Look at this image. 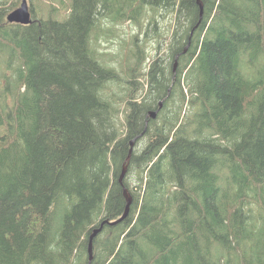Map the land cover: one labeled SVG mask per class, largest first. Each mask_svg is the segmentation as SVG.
Segmentation results:
<instances>
[{
    "label": "trees",
    "instance_id": "trees-1",
    "mask_svg": "<svg viewBox=\"0 0 264 264\" xmlns=\"http://www.w3.org/2000/svg\"><path fill=\"white\" fill-rule=\"evenodd\" d=\"M201 2L199 22L196 0H70L28 26L0 4V264H89L124 188L90 264H264V0ZM145 8L173 15V64L131 53L137 102L91 34Z\"/></svg>",
    "mask_w": 264,
    "mask_h": 264
},
{
    "label": "rangeland",
    "instance_id": "rangeland-1",
    "mask_svg": "<svg viewBox=\"0 0 264 264\" xmlns=\"http://www.w3.org/2000/svg\"><path fill=\"white\" fill-rule=\"evenodd\" d=\"M21 1L0 0V4L6 9V14H9L20 6ZM27 2L35 20L50 19L64 22L70 14V0H27ZM153 18H155V22L152 21ZM99 23L104 35L98 33V37L95 39L96 31L92 32V47L99 55L97 56L99 61L104 66L115 69L120 76L117 83L108 86L110 92L128 93L127 95L134 98L132 100H137V102L142 100L140 97L145 94L146 80L144 76L138 78L142 88L129 82L126 78L125 61L133 63L131 53L143 48L142 54L146 58L141 62L140 73L148 71L149 65L156 60L159 62L158 67L170 72L173 62L169 59L168 45L172 34L173 15L165 10H158L155 13L149 8H145V13L137 23H111L106 19H101ZM135 44L139 46L137 47ZM185 108L187 109V106L184 107V112H186ZM135 187L134 180L131 179L129 190L136 191Z\"/></svg>",
    "mask_w": 264,
    "mask_h": 264
},
{
    "label": "water",
    "instance_id": "water-1",
    "mask_svg": "<svg viewBox=\"0 0 264 264\" xmlns=\"http://www.w3.org/2000/svg\"><path fill=\"white\" fill-rule=\"evenodd\" d=\"M196 3H197V6L199 7V22L201 21L202 19V15H203V4L201 2V0H196ZM6 22H8L9 24H18V25H22V26H28L32 23V19H31V13L29 11V5H28V2L27 0H22L21 1V4L18 8H16L15 10H13L12 12H10L9 14H7L6 16ZM198 22V24H199ZM198 24L194 27V29L197 28ZM193 29V30H194ZM187 49L188 47H186L184 49V51L182 52V54H185L187 52ZM179 58V55H177L175 57V62H174V65H173V71L175 72L176 71V68H177V65H178V59ZM162 107V102H159L158 103V110ZM149 118L150 119H155L156 116H157V111H152V112H149L148 114ZM133 144H134V141H131L130 142V149H129V155L122 167V172H121V175L119 177V184L122 185V180L125 176V172H126V167H127V164L130 160V154L132 152V148L133 147ZM123 196H124V199H125V202H126V205H125V209L123 210V214L116 220L114 221H110V220H104L100 223V226L99 228L97 229H94L90 238H89V243H88V249H87V256H88V263L90 264L91 261H92V241L94 239V237L101 232L102 228L107 225V226H115L119 223H121L122 221H124V219L128 216L129 214V211L130 210V206H131V203H132V200L130 198V195L128 193V191L124 188L123 189Z\"/></svg>",
    "mask_w": 264,
    "mask_h": 264
},
{
    "label": "flooded vegetation",
    "instance_id": "flooded-vegetation-1",
    "mask_svg": "<svg viewBox=\"0 0 264 264\" xmlns=\"http://www.w3.org/2000/svg\"><path fill=\"white\" fill-rule=\"evenodd\" d=\"M29 11H30V13H31V16H32V10H31L30 6H29Z\"/></svg>",
    "mask_w": 264,
    "mask_h": 264
},
{
    "label": "bare ground",
    "instance_id": "bare-ground-1",
    "mask_svg": "<svg viewBox=\"0 0 264 264\" xmlns=\"http://www.w3.org/2000/svg\"><path fill=\"white\" fill-rule=\"evenodd\" d=\"M132 148V147H131ZM123 181V180H122ZM129 192V191H128ZM130 195V194H129ZM104 221V220H103ZM106 226V225H105ZM95 229H97V228H95ZM93 232V231H92ZM92 234V233H91ZM91 236V235H90ZM97 236V235H96ZM90 238V237H89ZM95 238V237H94ZM89 243V242H88Z\"/></svg>",
    "mask_w": 264,
    "mask_h": 264
}]
</instances>
